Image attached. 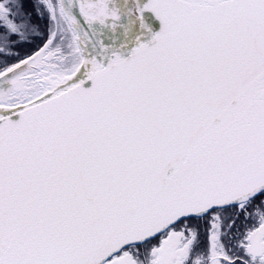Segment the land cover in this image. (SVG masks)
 Instances as JSON below:
<instances>
[{"label": "snow or ice", "instance_id": "snow-or-ice-1", "mask_svg": "<svg viewBox=\"0 0 264 264\" xmlns=\"http://www.w3.org/2000/svg\"><path fill=\"white\" fill-rule=\"evenodd\" d=\"M0 264H264V0H0Z\"/></svg>", "mask_w": 264, "mask_h": 264}]
</instances>
